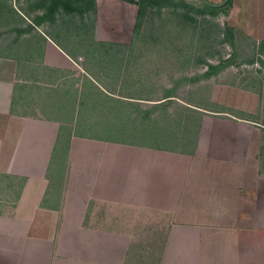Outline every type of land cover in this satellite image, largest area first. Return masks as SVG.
I'll list each match as a JSON object with an SVG mask.
<instances>
[{
  "label": "crops",
  "instance_id": "obj_1",
  "mask_svg": "<svg viewBox=\"0 0 264 264\" xmlns=\"http://www.w3.org/2000/svg\"><path fill=\"white\" fill-rule=\"evenodd\" d=\"M55 2L8 0L20 18L0 19V43L13 45L0 48V264H258L260 90L223 83L237 99L188 103L198 125L174 145L78 129L75 112L48 111L45 92L74 91L77 107L83 77L106 89L61 36L77 33L82 14L62 5L52 14ZM119 3L137 19L136 3L96 0L97 21ZM232 3L235 36L241 24L264 42V0Z\"/></svg>",
  "mask_w": 264,
  "mask_h": 264
},
{
  "label": "rangeland",
  "instance_id": "obj_2",
  "mask_svg": "<svg viewBox=\"0 0 264 264\" xmlns=\"http://www.w3.org/2000/svg\"><path fill=\"white\" fill-rule=\"evenodd\" d=\"M187 1L196 8L180 4L163 8L161 13L155 10L145 17L141 29L135 26V14L131 12L130 16L120 3L106 8L100 21L97 12L89 11L76 34L71 27L66 32L61 28V36L72 46L76 43L84 53V69L107 91L83 77L77 107L70 106V101H75L74 91L52 89L45 92L48 111L64 119L75 112L78 129L101 137L174 145L178 136H187L198 125V115L189 104L216 108L222 97L237 99L236 89L220 84L253 85L264 101V53L260 54L264 47L241 24L234 45L223 41L226 25H232L234 4L231 2L226 9L220 5L218 13L210 14L198 10L201 0ZM7 2L0 0V19L20 18ZM78 21L79 27L81 19ZM11 45L0 43V48ZM209 63L219 69L211 71ZM167 94L172 97L165 98ZM155 99L162 101L150 103ZM261 109L260 121L264 123V107ZM61 141L63 148L68 140ZM262 145L264 165V142ZM263 232L256 252L258 264H264Z\"/></svg>",
  "mask_w": 264,
  "mask_h": 264
},
{
  "label": "trees",
  "instance_id": "obj_3",
  "mask_svg": "<svg viewBox=\"0 0 264 264\" xmlns=\"http://www.w3.org/2000/svg\"><path fill=\"white\" fill-rule=\"evenodd\" d=\"M128 2L136 3L138 4V12H137V19H136V28L141 29L143 22L145 20V17L150 13L152 14L153 11L157 10V12L161 13L163 8L166 7H177L180 4L187 5L191 8L195 7L194 4L191 2H188L187 0H125ZM232 0H229L227 3H225L222 8L226 9L229 4H231ZM61 4H57L56 2L52 5L51 12L54 14L58 7L62 5L66 9L68 13H81L84 17L89 11L96 12V0H61ZM196 8V7H195ZM190 8H188L189 10ZM221 8L218 6L211 5L207 3V1L202 0V5L198 8L200 12L210 13V14H216ZM50 12V13H51ZM224 42H231L234 45L235 41V26L233 25H226V28L224 29ZM260 46L262 48L264 47V42L260 43ZM263 51V50H262ZM209 69H219V67L215 64L209 63ZM172 94H167L166 97H170Z\"/></svg>",
  "mask_w": 264,
  "mask_h": 264
},
{
  "label": "water",
  "instance_id": "obj_4",
  "mask_svg": "<svg viewBox=\"0 0 264 264\" xmlns=\"http://www.w3.org/2000/svg\"><path fill=\"white\" fill-rule=\"evenodd\" d=\"M207 3L211 4V5H214V6H220V5H224L225 3H227L229 0H223L221 2H218V3H214V2H211L210 0H206Z\"/></svg>",
  "mask_w": 264,
  "mask_h": 264
}]
</instances>
